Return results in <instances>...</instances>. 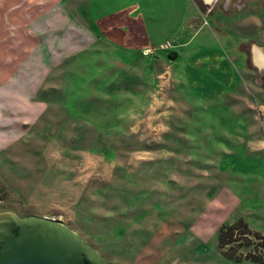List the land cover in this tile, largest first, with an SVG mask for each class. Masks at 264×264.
I'll list each match as a JSON object with an SVG mask.
<instances>
[{"label": "rangeland", "instance_id": "obj_1", "mask_svg": "<svg viewBox=\"0 0 264 264\" xmlns=\"http://www.w3.org/2000/svg\"><path fill=\"white\" fill-rule=\"evenodd\" d=\"M179 5L183 24L189 19L190 6L181 19V0ZM207 9L209 14L202 11V17L195 19L196 25L203 27L185 46L173 48L177 57L171 63L165 59L158 62V57H140L130 63L116 58L96 63L104 67L99 76L86 77L84 73L81 85L78 78L75 84L74 77L62 85V76L52 74L46 86H54L62 94H50L46 109L32 124L20 126L21 136L8 141L0 153V211L53 218L75 231L107 263L129 264L138 238L143 236L137 229L146 233L152 228L151 220H136L140 210L150 208L153 202L161 207L177 203L187 190L172 189V184L181 186L188 180L200 183L204 167L213 171L217 162L212 154L204 157V153L229 146L221 139L206 140L210 130L219 133L218 126L210 123L229 126L237 118L225 113L228 103L220 92L239 91L241 87L246 90L244 97L256 104L257 96L248 92L250 83L237 48L249 30L229 27L219 19L218 0H212ZM183 33L180 27L178 37L170 42L186 40ZM9 49L0 46L3 54ZM121 58L126 61V57ZM171 73L178 74L180 82L172 79ZM76 88L79 93H75ZM61 96L66 108L53 104L54 98ZM240 101L235 103L236 114L245 112L238 111L245 107ZM257 112L254 107L251 113L258 116ZM260 113L264 119V109ZM248 117L241 116L237 122L243 124ZM256 133L264 139V126L259 122ZM231 147L244 154L242 146ZM253 156L257 159L251 163L242 157L237 171L262 175L264 153ZM228 161V157L221 158V164ZM254 182L243 180L241 189L234 192L242 198V205L252 207L244 216L249 225L264 229V218L255 211L264 201V183ZM196 195H200L199 190ZM129 241L136 245L129 247ZM214 241L215 237L203 254H193L191 264L201 257L204 262H214ZM251 241L252 246L237 254L257 253L256 246L264 243L252 237Z\"/></svg>", "mask_w": 264, "mask_h": 264}, {"label": "crops", "instance_id": "obj_2", "mask_svg": "<svg viewBox=\"0 0 264 264\" xmlns=\"http://www.w3.org/2000/svg\"><path fill=\"white\" fill-rule=\"evenodd\" d=\"M179 1L0 0V46L10 47L6 54L0 50V153L8 141L21 136L18 135L20 126L32 124L46 109L51 103L50 94H62L54 86H46L52 74L62 76V85L68 77H74L75 84L78 78L81 85L84 73L86 77L88 74L92 78L99 76L104 67L96 63L113 62L116 58L122 63H130L140 57H158V62L165 59L171 63L177 57L173 48L185 46L203 27L200 24L197 26L195 19L202 17V11L212 0H181V19L187 5L190 6L189 19L183 24H180ZM219 4L221 12V2ZM224 6L229 16L222 17V20L227 26L249 30L248 35L241 36L237 48L243 56L244 74L250 83L248 92L252 91L257 96L256 104L244 97L246 90L241 87L239 91L220 92L228 103L224 107L225 113L237 118L229 126H222L227 129L222 128L221 123H210V126H218L219 133L216 135L210 130L206 140L221 139L229 146L213 147V150L208 148L204 153V157H211L212 154L217 162L213 171L204 167L200 183L188 180L185 185L172 184V189L185 187L187 190L179 199L181 202L176 200L177 203L167 207L153 202L150 208L140 210L136 220L139 223L151 220L152 228L146 233L137 229L144 236L138 238L137 245L129 241V247L136 245V253L131 255L129 264H191L194 262L193 254H203L213 237L215 241L211 245L217 253L214 254V262H204L201 257L196 264H234L222 258L216 250L215 232L222 223H231L238 218L245 220L251 231L264 235L263 228L250 226L244 218L252 207L248 203L242 205V198L235 194L236 188L243 186V180L254 185V181L264 183V173L256 175L253 171L240 172L236 169L242 157L251 163L257 159L253 155L264 153V139L256 133L257 122L264 126V119L260 116L263 114L260 110L264 109V91L254 80L257 72L264 78V0H249L244 7L237 0H232ZM180 27L184 28L183 35L187 34L188 38L170 42V39L178 37ZM164 42L171 47L151 51ZM116 46L119 47L118 52H115ZM144 49H149L150 53L142 54ZM121 57H126V61ZM114 76L115 72L110 74V77ZM170 76L180 82L178 74L171 73ZM75 93H79L77 88ZM54 99L56 106L67 107L62 96ZM205 99L211 100L210 96L203 97ZM239 100L245 107L238 111H245L244 114H236L238 105L235 103ZM254 107L259 111L258 116L251 113ZM248 114L245 123L237 122L241 116ZM234 145L242 146L244 154H238L236 147H231ZM222 157L229 158L228 164H221ZM198 190L199 196L196 195ZM243 197L247 199L245 193ZM255 211L264 218V201ZM152 214L155 216L152 217ZM261 254L264 258V249ZM244 263L250 262L238 264Z\"/></svg>", "mask_w": 264, "mask_h": 264}, {"label": "water", "instance_id": "obj_3", "mask_svg": "<svg viewBox=\"0 0 264 264\" xmlns=\"http://www.w3.org/2000/svg\"><path fill=\"white\" fill-rule=\"evenodd\" d=\"M0 264L109 263L53 218L0 211Z\"/></svg>", "mask_w": 264, "mask_h": 264}, {"label": "trees", "instance_id": "obj_4", "mask_svg": "<svg viewBox=\"0 0 264 264\" xmlns=\"http://www.w3.org/2000/svg\"><path fill=\"white\" fill-rule=\"evenodd\" d=\"M215 236L216 248L226 261L234 264L244 261L264 264V258L260 253L264 249V243L261 246H256L259 249L257 253H255V250H249L245 254H237L236 251L252 246L251 237L256 240H264V235L256 231H251L241 218L231 223H222L216 229Z\"/></svg>", "mask_w": 264, "mask_h": 264}, {"label": "flooded vegetation", "instance_id": "obj_5", "mask_svg": "<svg viewBox=\"0 0 264 264\" xmlns=\"http://www.w3.org/2000/svg\"><path fill=\"white\" fill-rule=\"evenodd\" d=\"M229 1H232V0H220V2H221V12L220 13L221 14L219 15V17L220 16H222V17L227 16L228 11L225 10V6L224 5H225V3H226V5H228ZM247 1H249V0H237L238 3H242L243 7L246 5ZM219 3H218V7H220ZM204 11H206V14L210 13V9H207V6L205 7ZM260 75L261 74H258V72H257V75L255 74V77H254L255 79L254 80L258 82V84L261 86V89L264 91V78H261Z\"/></svg>", "mask_w": 264, "mask_h": 264}, {"label": "built area", "instance_id": "obj_6", "mask_svg": "<svg viewBox=\"0 0 264 264\" xmlns=\"http://www.w3.org/2000/svg\"><path fill=\"white\" fill-rule=\"evenodd\" d=\"M171 47V45L168 42H164L159 44L158 46L154 47L153 49H151V51H157V50H164V49H169ZM150 52L149 49H144L142 50V54H148Z\"/></svg>", "mask_w": 264, "mask_h": 264}]
</instances>
